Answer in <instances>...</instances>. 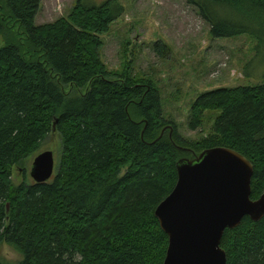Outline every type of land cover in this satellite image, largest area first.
Instances as JSON below:
<instances>
[{
	"label": "trees",
	"instance_id": "16d2710c",
	"mask_svg": "<svg viewBox=\"0 0 264 264\" xmlns=\"http://www.w3.org/2000/svg\"><path fill=\"white\" fill-rule=\"evenodd\" d=\"M85 1L68 18L36 26L42 0H0V244L21 254L16 264H163L168 237L155 210L176 185L180 159L233 150L253 166L251 200L264 193V84L202 94L189 130L206 112L217 117L207 136L183 140L150 80L129 66L114 76L101 59V36L123 8ZM186 2L212 38L264 41V0ZM54 133L60 156L51 179L28 182L22 169L14 184V168ZM220 247L226 264H264V217H244Z\"/></svg>",
	"mask_w": 264,
	"mask_h": 264
},
{
	"label": "rangeland",
	"instance_id": "374dc122",
	"mask_svg": "<svg viewBox=\"0 0 264 264\" xmlns=\"http://www.w3.org/2000/svg\"><path fill=\"white\" fill-rule=\"evenodd\" d=\"M77 0H42L35 25L50 24L68 18ZM107 0H86L88 7ZM123 15L101 36L100 56L114 76L131 69L134 78L150 80L157 89L163 117L176 124L183 140L197 141L210 132L217 113L206 112L200 129L189 130L192 104L204 93L218 89L254 87L264 84V41L250 35L231 39H214L209 25L186 0H117ZM15 25V24H14ZM13 23L9 28L18 26ZM2 43V37H0ZM166 48L161 57L156 47ZM67 89L66 93H71ZM78 94L82 92H77ZM46 151L54 157V172L60 156V140L54 133L40 150L13 170V183L22 180L34 158ZM21 254L11 245L0 244L3 264H16Z\"/></svg>",
	"mask_w": 264,
	"mask_h": 264
},
{
	"label": "water",
	"instance_id": "95a60500",
	"mask_svg": "<svg viewBox=\"0 0 264 264\" xmlns=\"http://www.w3.org/2000/svg\"><path fill=\"white\" fill-rule=\"evenodd\" d=\"M51 151L37 155L30 177L45 183L54 172ZM177 182L155 210L168 237L163 264H226L220 247L224 231L239 226L244 217H264V193L252 201V164L227 148H212L176 164Z\"/></svg>",
	"mask_w": 264,
	"mask_h": 264
}]
</instances>
